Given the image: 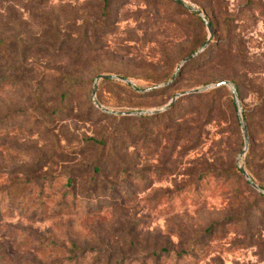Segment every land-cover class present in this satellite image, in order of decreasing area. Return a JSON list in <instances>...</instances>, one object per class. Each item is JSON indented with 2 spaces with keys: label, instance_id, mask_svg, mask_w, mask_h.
<instances>
[{
  "label": "rangeland",
  "instance_id": "374dc122",
  "mask_svg": "<svg viewBox=\"0 0 264 264\" xmlns=\"http://www.w3.org/2000/svg\"><path fill=\"white\" fill-rule=\"evenodd\" d=\"M241 165L264 187V0H0V264H264Z\"/></svg>",
  "mask_w": 264,
  "mask_h": 264
},
{
  "label": "water",
  "instance_id": "95a60500",
  "mask_svg": "<svg viewBox=\"0 0 264 264\" xmlns=\"http://www.w3.org/2000/svg\"><path fill=\"white\" fill-rule=\"evenodd\" d=\"M199 11H201V10H199ZM206 23H207V26H208L210 35H209V37H208L207 42L205 43V45L212 39V36H213V25H212L211 20L206 18ZM204 47L202 49H199V50L194 51L192 54H190L188 57H186L183 60V62L179 65L178 71L181 69V67L184 65V63L186 61H188V60L192 59L193 57H195L200 51H202L204 49ZM99 77L120 78V79H123L125 81H130V79L128 77H126V76H120V75H117L115 73H102ZM167 83L168 82H166L164 84H167ZM221 85H230L231 86L232 92H233V95H234V98H235V101L239 105L240 99H239L238 88H237L235 82H233L232 80L223 79V80H220V81H216V82H213V83L208 84L206 86V88L217 87V86H221ZM97 86H98V78L95 80L94 93L97 90ZM200 90L201 89L194 88V89H190V90H187V91H182L180 93H177L166 105H164L161 108L141 109V110H134V111H130V110H118L117 112L118 113H122V114H146V113L153 114V113H157L159 111L168 109L173 104V102L176 100V98H178L179 96H181L183 94H186V93L197 92V91H200ZM96 103H99V102L96 100ZM241 121H242V126H243V130H244V134H245L246 146H248L249 140H250L249 130H248V125H247L246 119H245V117H244L243 114H241ZM240 167H241V170L243 171V173L246 175L247 179L250 180V182L253 184V186H255L256 188H258L259 190L264 191V188L261 187L258 184V182H256V180L252 177V175L249 173V171L243 165H241Z\"/></svg>",
  "mask_w": 264,
  "mask_h": 264
},
{
  "label": "trees",
  "instance_id": "16d2710c",
  "mask_svg": "<svg viewBox=\"0 0 264 264\" xmlns=\"http://www.w3.org/2000/svg\"><path fill=\"white\" fill-rule=\"evenodd\" d=\"M213 25V24H212ZM194 52V51H193ZM211 109H213L214 107H215V103L214 102H212L211 103ZM145 117H150V114H143V115H141V118H145ZM259 184V183H258ZM260 185V184H259ZM261 186V185H260ZM262 187V186H261ZM264 188V187H263Z\"/></svg>",
  "mask_w": 264,
  "mask_h": 264
}]
</instances>
